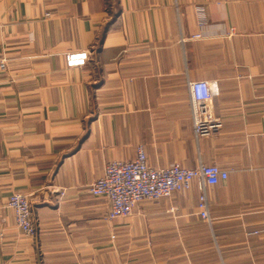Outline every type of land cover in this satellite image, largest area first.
<instances>
[{
	"label": "crops",
	"instance_id": "1",
	"mask_svg": "<svg viewBox=\"0 0 264 264\" xmlns=\"http://www.w3.org/2000/svg\"><path fill=\"white\" fill-rule=\"evenodd\" d=\"M0 56V264H264V0H0ZM189 80L218 85L221 127L199 139ZM140 144L155 167L226 173L206 188L211 223L197 181L108 218L90 185Z\"/></svg>",
	"mask_w": 264,
	"mask_h": 264
},
{
	"label": "built area",
	"instance_id": "2",
	"mask_svg": "<svg viewBox=\"0 0 264 264\" xmlns=\"http://www.w3.org/2000/svg\"><path fill=\"white\" fill-rule=\"evenodd\" d=\"M199 23L204 18L203 7L198 6ZM201 34L191 39L201 38ZM3 61V59H1ZM89 60L88 51H73L65 56L69 68L85 66ZM191 98V112L195 138L210 135L221 127V122L211 114V106L218 95L216 81H188ZM220 172L217 167L200 163L196 168L184 167L181 163H171L165 167L150 164L142 144L138 145L137 153L132 160L115 159L105 164L102 177L90 186L95 196L105 198L109 203L108 217H128L145 202H157L171 198L176 193H185L197 181L200 192L199 215L212 222L206 188L217 181ZM7 206L14 212L16 225L27 237H35L38 224L32 214V203L26 194L13 192L7 199ZM115 238V236H113Z\"/></svg>",
	"mask_w": 264,
	"mask_h": 264
},
{
	"label": "rangeland",
	"instance_id": "3",
	"mask_svg": "<svg viewBox=\"0 0 264 264\" xmlns=\"http://www.w3.org/2000/svg\"><path fill=\"white\" fill-rule=\"evenodd\" d=\"M65 56H66V55H65ZM1 59H2V58H1V56H0V61H2ZM90 186H91V185H90ZM23 194H24V193H23ZM108 218H109V217H108ZM109 219H111V218H109ZM21 231H22V230H21ZM22 233H23V231H22ZM23 234H24V233H23ZM24 235H25V234H24ZM37 235H38V233H37ZM37 235H36V236H37ZM25 236H26V235H25ZM36 236H35V237H36ZM35 237H33V238H35ZM112 237H113V236H112Z\"/></svg>",
	"mask_w": 264,
	"mask_h": 264
}]
</instances>
